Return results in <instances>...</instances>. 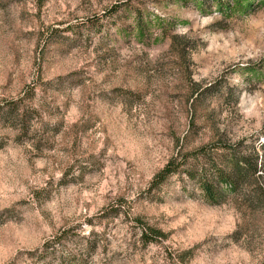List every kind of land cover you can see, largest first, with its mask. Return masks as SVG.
I'll use <instances>...</instances> for the list:
<instances>
[{
	"label": "rangeland",
	"instance_id": "1",
	"mask_svg": "<svg viewBox=\"0 0 264 264\" xmlns=\"http://www.w3.org/2000/svg\"><path fill=\"white\" fill-rule=\"evenodd\" d=\"M20 99L38 113L26 134L0 119V264H42L28 251L65 230L78 253V224L89 264H264V218L235 242L243 205L188 175L221 134L264 143V0H0V109Z\"/></svg>",
	"mask_w": 264,
	"mask_h": 264
},
{
	"label": "trees",
	"instance_id": "2",
	"mask_svg": "<svg viewBox=\"0 0 264 264\" xmlns=\"http://www.w3.org/2000/svg\"><path fill=\"white\" fill-rule=\"evenodd\" d=\"M177 37L172 38L170 50L175 53L176 59L185 61L187 58L185 50L188 42L185 36L181 37L180 40ZM225 90L227 93H232L234 87L226 83ZM196 92L198 94L196 93L197 96L193 100L195 103L203 94L200 90ZM37 113L36 108L23 103L20 99L12 101L1 108L0 119L9 122L19 129L22 134H26L33 131L31 120ZM190 134L184 137V143L187 142ZM221 136L222 145L220 146L222 147H217L208 154L205 151L202 165L199 167L193 166L188 171V175L189 178L197 180L205 202L211 205H221L231 200L238 207L240 203L243 205L244 209L242 210L247 223L244 224L243 222L231 235V238L236 242L240 241L250 228L257 232L264 218V180L263 174H261V172H264V143L258 139L252 142L245 139L229 142L223 134ZM175 161L176 159H171L155 175L151 182V191H159L167 183L169 177L179 171V165L175 164ZM118 211L119 209L115 208L102 218L116 217L119 214ZM88 222H91V220L89 219ZM137 222L141 228V239L146 244L158 242L166 237L162 229L144 222L141 218H137ZM83 228V224H78L72 228V230H76L75 235L72 236L81 238L82 247L78 253H65L63 251L62 248H65L64 244L68 240V232L65 230L52 240L46 241L42 247L28 251L27 256L42 264H53L56 260H59L58 264H89V258L99 247L98 235L93 230L87 235L82 234L84 232Z\"/></svg>",
	"mask_w": 264,
	"mask_h": 264
}]
</instances>
